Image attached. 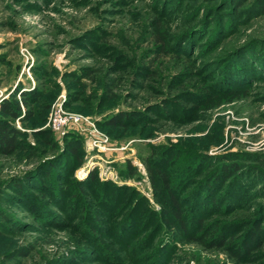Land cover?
Returning <instances> with one entry per match:
<instances>
[{
  "label": "rangeland",
  "instance_id": "1",
  "mask_svg": "<svg viewBox=\"0 0 264 264\" xmlns=\"http://www.w3.org/2000/svg\"><path fill=\"white\" fill-rule=\"evenodd\" d=\"M28 90L39 96L32 117L13 121L21 147L0 155V264H264V0L237 10L232 0H0V100ZM58 107L88 122L55 133ZM119 112L135 118L125 130L98 126ZM67 135L79 138L76 158ZM99 139L105 149L90 148ZM169 156L200 243L168 226L152 197L142 160ZM228 162L237 173L211 180ZM91 170L98 182L79 190ZM256 224L258 242L241 252ZM216 232L223 244L211 243Z\"/></svg>",
  "mask_w": 264,
  "mask_h": 264
},
{
  "label": "trees",
  "instance_id": "2",
  "mask_svg": "<svg viewBox=\"0 0 264 264\" xmlns=\"http://www.w3.org/2000/svg\"><path fill=\"white\" fill-rule=\"evenodd\" d=\"M232 4L235 6V9L237 10L238 7L242 5V0H232ZM158 30L154 33V43L157 45V47L162 51L168 50V44H167V37L163 29L160 28V25H158ZM95 73V70L93 69H83L80 76L82 77H92V75ZM112 79L109 80L107 85L104 87V90L107 92H110L111 85H112ZM236 93H232L230 95V99L235 98ZM19 99H17L16 91L12 92L11 96L8 98H3L0 100V155L3 156H10L13 155L14 152L21 147V140H19V137L21 135V131L13 124V121L15 119H18L19 121H25L28 120V118L32 117L34 114L33 104L38 99L39 94L36 93L35 90H28L27 92H20L18 93ZM163 111L164 108L162 109ZM135 119L133 114H129L126 112H119L116 113L110 117L105 118L104 120L100 121L101 123H98V126L103 129V127H109L117 130H125L130 125V120ZM45 132V136L47 139H50V132L46 131H38L37 135L43 134ZM73 139V142H67L65 143L66 147V153L71 155L73 158L77 157L78 152V139L73 138L71 135L65 136L66 139ZM80 158V157H78ZM170 156L166 158V160H154V161H147L145 159L142 160V164L145 167L147 179L148 182H150L151 188H152V197L158 205L161 206L163 209L162 211L166 213V221L168 226L173 227V229L176 231L177 234L182 236L184 240L191 242L200 243L202 242V237H204V233L201 231L197 232L194 228L195 226L198 227V229L203 228L202 221L198 219L195 224L192 226L190 225L186 219H185V213L182 210V203L181 198L176 195V190L173 185V183L169 180L168 172L165 171L166 164L170 162ZM261 161V160H260ZM206 164V158L198 160L195 165L196 166L200 163ZM77 163H80V159L77 160ZM261 163H264V161H261ZM201 164V163H200ZM220 164V170H216L212 176L210 177L211 180L214 179V182H218L222 179L228 178L230 173H237L238 166L234 162H228V163H219ZM125 174L130 177L135 175V168L129 163V161H126L124 164ZM219 171L220 175H217V172ZM216 175V176H215ZM94 182H98L97 180V174L96 171L91 170L89 175L87 176L84 184H79V190H81L84 186L91 185ZM78 184V183H77ZM87 184V185H86ZM78 188V187H77ZM207 187H205L206 189ZM19 191V188H18ZM79 194V191H77ZM209 192V191H208ZM207 192L205 190H200L198 192V195L201 194V197L203 196L204 200L201 201V204H204L209 200L206 194ZM77 194V193H76ZM75 194V196H76ZM205 194V195H204ZM206 197V198H205ZM141 198V197H140ZM200 199V198H199ZM198 199V200H199ZM145 201V199H143ZM184 203V200L182 201ZM210 205H213V202H210ZM193 230L195 232H193ZM261 227L259 224H256L255 226L250 228V235H249V241L244 243V245L241 247V252L244 253L248 252L249 248L253 244L254 240L255 242H258L259 238L258 233H260ZM204 234V235H203ZM216 238V239H215ZM222 238L221 234L218 232L215 233L214 238L211 239V243L213 244L215 241H218L219 244H223L220 240ZM215 239V240H214ZM218 239V240H217ZM209 243V242H208ZM19 254L27 255L28 253L23 252L22 250H19ZM231 252L235 256H240V252L238 250Z\"/></svg>",
  "mask_w": 264,
  "mask_h": 264
},
{
  "label": "built area",
  "instance_id": "3",
  "mask_svg": "<svg viewBox=\"0 0 264 264\" xmlns=\"http://www.w3.org/2000/svg\"><path fill=\"white\" fill-rule=\"evenodd\" d=\"M87 122L88 120L84 118L82 115L78 113L66 114L59 107L55 108V110H53L50 113V117H49V124L51 126V129L55 133H61L64 126L82 125V124H86ZM94 147H96V150L98 151H103L105 149L103 141L100 139L92 140V144H90V148L93 149Z\"/></svg>",
  "mask_w": 264,
  "mask_h": 264
}]
</instances>
